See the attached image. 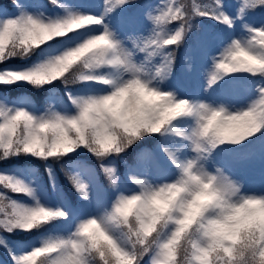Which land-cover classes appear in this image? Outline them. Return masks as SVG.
<instances>
[{"label":"clouds","instance_id":"obj_1","mask_svg":"<svg viewBox=\"0 0 264 264\" xmlns=\"http://www.w3.org/2000/svg\"><path fill=\"white\" fill-rule=\"evenodd\" d=\"M172 15L160 23L153 20L155 38L138 49L145 63L137 65L138 71H127V79L100 74L102 69L117 70L123 61L115 55V45L99 43V37L42 63L37 70L10 72L0 78L4 86L23 83L43 88L57 80L67 83L65 69L71 65L75 84L93 82L110 89L100 95L69 96L71 114L37 116L20 109L0 115V143L31 150L37 158L59 159L83 148L107 159L120 156L145 136L165 132L188 141L195 153L187 162L170 159L178 172L171 182L132 181L138 192L117 196L102 217L81 222L71 246L54 243L41 248L38 264H64V258L74 255L82 257V264H142L146 256L148 264H264V196L243 195L242 186L222 169L209 173L202 163L217 148L240 145L264 130V89L247 107L235 111L162 91L160 85L170 77L173 63L164 50L179 46L188 31L168 33ZM85 22L95 21L77 17L59 25L7 24L0 28V57L7 52L10 58L25 59ZM157 57H162L161 64L149 67ZM130 60L136 64L134 56ZM233 74L264 75V29H251L247 41L233 40L229 53L214 63L209 86ZM180 119L193 120L190 131L173 127ZM17 192L29 195L23 188ZM52 218L42 208L24 205L12 216L23 232L42 227Z\"/></svg>","mask_w":264,"mask_h":264},{"label":"rangeland","instance_id":"obj_2","mask_svg":"<svg viewBox=\"0 0 264 264\" xmlns=\"http://www.w3.org/2000/svg\"><path fill=\"white\" fill-rule=\"evenodd\" d=\"M46 1H48V4L52 3V0H23L20 1V3L16 2L15 6L22 5L27 15L44 20L45 22L65 18L67 15L66 10L78 11L94 16H101L103 13V0H57L55 7L49 8L45 5ZM173 2L174 0H154L148 3L145 7V11L141 12V10H137V19L139 15L145 13V18L142 21H127L124 17L122 7L105 16L104 25L107 26L125 47L129 50H133L142 39H146L152 35L154 23L149 14L151 13L152 16H155L163 12L165 7ZM182 2L191 5L193 0H182ZM201 2L207 4L204 0H201ZM232 2L235 4L231 3V1L226 3L224 0H220L221 10L233 21L231 28L221 23H219L217 27H214L212 23L205 25L201 21H194L195 16H193L189 21L188 31L182 43L179 46H170L164 50V55L171 57L173 63L170 77L160 85L162 91L173 92L178 99H184L194 103L206 102L214 106L223 104L233 111L247 107L257 98L259 89L264 88V75L254 76L255 81H251V83L246 84L244 87L240 85L248 79H253L254 77L252 75L244 81L240 79L242 78L241 76L245 74H235L225 77L228 79L224 78L211 87L208 83L209 73L214 63L218 61L224 48L229 46L233 40L244 42L249 39V28L264 29V16L262 14L259 15V17L251 16L248 11L242 14L240 12L242 0H233ZM4 11L7 13H2L13 17L17 15V13H10V11L6 9H4ZM93 27H95L94 34H100L103 31L101 26ZM178 27V24H169L167 32L170 34L174 33ZM218 29L222 32H218ZM45 48H47V45L43 46L42 49ZM171 49H175L176 52L169 55ZM133 56L134 62L137 65L145 63V56L139 51H134ZM175 56H181V59H175ZM45 59L46 58L42 56L41 53L39 58L36 59L35 64L33 63L26 66L21 63L13 65L12 69L26 70L38 63L44 62ZM161 62L162 57H157L149 67L158 66ZM100 74L119 79L128 78L127 74L122 70L102 69ZM91 84L102 86L97 83L86 85ZM55 90H57V88L52 87L51 91ZM17 91L16 95H13V98L10 100L0 89V104L10 108L19 107L37 116L44 114L43 110L38 111L35 108L33 101L26 96L27 91L23 87H20ZM109 91V88L102 86V90L91 92L83 91L80 92L78 96L100 95ZM58 98L59 95L56 94H53L50 98L58 111L66 114L74 112L71 106H68L64 101ZM193 123L191 119H180L174 122L173 127L179 131L188 132L193 127ZM252 140L259 142V146H256L253 151H251L252 147L251 150H241L238 152L237 149L243 147L241 144L236 146L224 145L217 148L210 158L207 161H202V163L209 173H214L217 168L222 169L227 177L242 186L241 192L243 195L264 196V130H261L257 135L246 140L244 142L246 144L245 149ZM256 148H261V151H255ZM165 149L174 153L181 162H187L195 158V153L192 151L191 144L188 141L170 132H165L155 143H151V146L146 144L142 145L139 157L137 156V159H134L128 168L122 169V172H126V174H122L116 166L113 167L117 173V183L115 186H113L111 181L106 177L104 171H100L93 161L78 160L76 162V168H78V170H72L71 173L78 175L82 181L88 185L89 198L83 203V206L86 208L84 209V207H82V203L79 204L84 214H81L79 210L67 207L69 197L67 185H72L68 177H64L62 180L61 177H59L60 175H58L59 173H54V188L51 181L47 184L38 179L32 169L35 168L33 165L32 168H26L30 171L24 170L23 168H16L14 171H6V176L22 180L25 184L30 186L34 190V195L39 199L42 206L53 211L59 209L65 213V218L54 220L53 222L55 223L53 224L56 225H52L51 229L45 232L39 239L32 237L30 241L21 242L18 238L14 239L3 235L9 245L7 249L10 251L12 248H15L16 252L27 254L32 251L34 247H39L41 241L48 237H67L76 230L79 223L89 218L102 217L111 210L117 196L121 194L131 195L139 191L132 183L130 179L131 176L145 179L152 184L171 182L177 177L178 172L166 155ZM243 153L244 155H241ZM23 156L27 157L25 155ZM116 159L117 156L113 158L109 156L107 159H104L103 162L106 161L112 164L113 160ZM136 162L137 164H135ZM170 166H172V168ZM2 186L3 185H0V196L4 197L3 193L5 191ZM5 190L8 191L9 189L5 188ZM49 191L53 192L56 198L51 197L48 193ZM110 195L114 196L108 197ZM14 201L28 207L35 206V201L22 193H17ZM88 207H91V209L88 210ZM88 211L90 212L89 216L87 215ZM49 224L40 229L47 228ZM13 233L20 234L21 231L16 230ZM8 235L12 234L8 233ZM2 248L3 247H0V251ZM8 257L10 260L9 264H12L9 255ZM39 259L40 258H37V264ZM0 264H7L1 255Z\"/></svg>","mask_w":264,"mask_h":264},{"label":"snow or ice","instance_id":"obj_3","mask_svg":"<svg viewBox=\"0 0 264 264\" xmlns=\"http://www.w3.org/2000/svg\"><path fill=\"white\" fill-rule=\"evenodd\" d=\"M130 2L131 0H127V2H125V0H103V13L101 16H94L90 14L80 13L78 11L66 10L67 15L65 16V18L57 19V20H49L47 22H45L44 20L38 19V18H34L31 15H27L26 10L23 9V6L18 5L17 15H15V17L8 15V14L0 13V28L5 27L7 24H18V23L31 22V21H39L41 23L50 24V25H59L69 20L75 19L77 17H91L93 18L95 22H85L82 26L77 25V28H78L77 31L70 32L69 34L64 35V36H59L49 41L48 43L44 44L43 46L47 45V48H45L42 53V55L46 58L44 62L49 61L51 59H55L56 57L61 56L65 52H69L70 50L77 48L78 46H80L81 44H83L85 41L89 39H94V38L99 37L100 38L98 41L99 43L108 44L111 41V43L115 45V55L118 56L123 61V66L119 64L116 66L117 71L122 70L124 73H126L127 71H133V70L138 71L139 68L137 67V64H133L130 60V57L134 55V51H138V49H140L143 46H146V44L150 42V40L155 38L156 29L153 28V32L151 36L147 37L146 39H142L139 43H137L135 49L129 50L119 41L117 37L114 36V34L107 28V26L104 25L105 16H107L108 14L114 12L115 10L119 8L126 6ZM15 3H16V0H14V5ZM52 3L57 4V0H52ZM259 6H264V0H242V7L240 9V12L244 14L246 10H252L255 7H259ZM162 13H164V15L162 16H152L151 13L149 14V16L152 20H155L157 23H160L165 19V17L169 13H173L172 22L169 24L175 23L179 25V27L174 32H177L178 30L188 29L189 21L192 19L193 16H197V17L207 16L208 18L215 19L218 23L226 25L229 28H231L233 24L232 19L228 17L227 15H225V13L221 10L220 0H214V4L212 3V0H208L207 4H203L201 0H193V3L191 5L183 3L182 0H174L172 4L165 7ZM181 16L183 17L182 20L180 19ZM93 26H101L103 28V31L100 34H94L95 27ZM250 30L251 28H249V33H250ZM231 44L227 46L226 48H224L218 60L226 56L229 53ZM43 46H41L40 48H43ZM10 59H13V58H10L8 56V53L6 52L3 57H0V65H5L6 62ZM77 59L78 57H75L71 63L75 64ZM42 63H38L26 70H13L7 67L0 68V78L7 76V74L10 72L37 70L40 68ZM70 68H71V65L69 66L68 69H65V71L69 73V75L66 77L67 83H63L66 86V90L71 85L75 84L74 83L75 77L71 75ZM61 75H63V73H61ZM19 84L21 83H18L16 85H19ZM209 84H211V81H209ZM0 86H4V85H0ZM37 89H40V88H37ZM69 96H73V95L69 94L68 97ZM20 109L21 108L19 107L10 108L3 104H0V115H3L4 112L8 110L18 111ZM53 112L61 113L55 108L54 103L50 100L45 106L44 115H47ZM65 151L70 153L72 150L66 149ZM165 153L169 159L179 162L178 158L176 157L174 153L168 151L167 149H165ZM20 155L35 157L33 154H31V150H28V152H24L20 148L13 147L11 143L7 145L0 143V160H9L12 157L20 156ZM64 156H67V155H63L62 157ZM38 158L41 160H49L50 158L58 160L54 156L45 157L41 155ZM97 159L99 161L104 160L100 157H97ZM101 168L104 171L106 177L111 181L112 185L115 186L117 183L116 170L112 167L104 166L103 163H101ZM48 171H49V179L53 183V187L55 188L54 173L51 171V169H49ZM65 172H66V175L70 183H72L73 187L78 192L80 197L84 200H87L89 198L88 185L85 182H83L82 179L78 175H74L70 171H65ZM130 179L131 181L139 182L141 178H138L136 176H131ZM0 185H3L5 188L10 189L11 192L13 193H19L17 192V189L23 188L25 192L29 194L25 196L30 197L35 201V206L29 207V208L35 209V210L42 208L48 211L53 216L50 222L57 220V219L65 218V213L63 211L59 209H56L55 211H53V210L48 209L45 206H42L39 199L35 197L34 190L30 186L25 184L22 180L13 179L10 176L0 174ZM5 201L7 202L6 204L4 203ZM20 206L22 205L17 203L16 201L8 200L6 199V197L0 196V247H4L6 249L9 248V245L6 242V238L3 236V233H12L16 230H19L17 227V224L13 221L12 216L19 210ZM6 209L10 211H6ZM59 214H64V216H60ZM49 223H46L43 226ZM78 225H81V223H79ZM78 225L76 227V230L72 232L69 236L67 237H63V236L48 237L41 241V245L39 247H34L33 250L27 254L16 252L15 248H12L9 251V256H10L12 264H29V260H32V264H35V261L37 260V258H40L38 255L39 250L45 246H48L54 243H59V245L62 247L71 246L73 242L72 238L75 232L78 230ZM40 228L41 227L35 228L32 231L39 230ZM32 231H29V232H32ZM33 257H35V259H33ZM49 260L52 261L53 258L49 257ZM64 264H82V257L79 255L66 257L64 258Z\"/></svg>","mask_w":264,"mask_h":264},{"label":"trees","instance_id":"obj_4","mask_svg":"<svg viewBox=\"0 0 264 264\" xmlns=\"http://www.w3.org/2000/svg\"><path fill=\"white\" fill-rule=\"evenodd\" d=\"M19 1H21V0H16V2H19ZM147 1L148 0H131V2L129 4H127V7L129 8V7H135V6L136 7L142 6ZM204 1L208 3V0H204ZM212 3L214 4V0H212ZM10 5L14 6V0H0V7L9 8L8 6H10ZM246 11H248L249 14L255 15V16H258L261 14L264 15V6L255 7L252 10H246ZM194 21H197V22L201 21L205 25L212 23L216 27L219 25V23L215 19L208 18L207 16H205V17L195 16ZM170 51L171 52L169 53V55L176 52L175 49H171ZM35 55H36V51L34 53L30 54L27 57V59H32ZM175 59L180 60L181 56H175ZM20 62L24 63V59L13 58V59L8 60L5 65H0V68H4V67L10 68L13 63H20ZM233 75H235V74H233ZM250 76L251 75H249V74L242 75L241 76L242 78L240 80L244 81L245 79L249 78ZM225 79H228V78H225ZM90 83H93V82L77 83V84L71 85L69 88H67V90H66V86L63 83H61L60 81H56L53 84L47 85V86L40 88V89L33 88V87H31L27 84H23V83H21L19 85H14V86H0V89H1V92L5 93V94H9L8 96L11 97L13 95H16V93L18 92L17 89H19L20 87H23L27 91L28 99L33 101V104L36 107V109L38 111H40V110L45 111V106L50 101L49 96L51 94L59 93L63 98H67L68 95L71 94L72 91H74V89L78 90L79 89L78 87L86 85V84H90ZM52 87H56L57 90L51 91ZM164 134H162V135H164ZM160 136L161 135L145 136L143 139H141L138 142H136L135 144H133L126 152L122 153L120 156H117V159L113 160L112 164L108 163L106 161H104V162L99 161L95 156H93L87 150L81 148V149L75 151L74 153H71L67 156H64L58 160H55L53 158H50L49 160H41V159L33 157V156L24 157L23 155L12 157L9 160H0V173H1V170L3 168H5L7 170H11V171H14L16 168H23L24 170L30 171L26 168H30V167L32 168V165H33L35 168H32V169L34 170L38 179L49 184V171H48L49 169H51V171L55 174L59 173L58 174V175H60L59 177H61V179L63 180L64 177H67L65 171H70V172L72 170L76 171L77 170L76 162L80 159H83L84 161H89V162L93 161V163L97 166V168L100 171H103L101 168V163H103V165L106 167L111 166L113 168L114 166H116L117 169L122 174H126V172H122V169L128 168L130 163L132 161H134V159L136 160L137 156L139 157V152H140L141 146L144 144L151 146V143H155L156 140ZM241 145H243L244 148L246 147V144L244 142ZM256 146H259V142L256 140H252L246 149L251 150L252 147H256ZM111 157L113 158L114 156H111ZM135 164H137V162ZM67 186L66 187H67V191L69 194L68 199H69V201L71 199L72 202H75L76 199H79L80 195L75 190L73 185H71V186L67 185ZM2 188L5 191L3 193L4 197H6V199H8V200L14 201L17 193L11 192L10 189L8 191H6L4 186H2ZM45 229L34 230L32 232L21 231L20 234H15L12 232L11 234L13 236L8 235V233L7 234L3 233V235L4 236L6 235L7 237L14 238V239L18 238L21 242H25V241H30V238H32V237L37 238L38 236H40L42 234L41 232ZM41 237H42V235L39 238H41ZM0 255L6 261L7 264L10 263V260L8 257V255H9L8 249L3 247L0 251Z\"/></svg>","mask_w":264,"mask_h":264}]
</instances>
